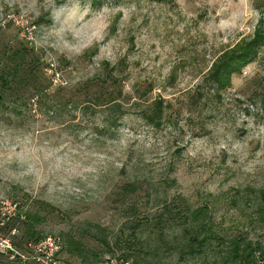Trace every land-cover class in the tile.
<instances>
[{"label": "rangeland", "instance_id": "obj_1", "mask_svg": "<svg viewBox=\"0 0 264 264\" xmlns=\"http://www.w3.org/2000/svg\"><path fill=\"white\" fill-rule=\"evenodd\" d=\"M259 27L264 0H0V66L19 48L47 77L2 90L0 264H33L21 253L46 236L60 264H225L226 244L192 250L165 204L207 206L224 240L264 246V44L209 80ZM97 95L123 103L115 125Z\"/></svg>", "mask_w": 264, "mask_h": 264}, {"label": "trees", "instance_id": "obj_2", "mask_svg": "<svg viewBox=\"0 0 264 264\" xmlns=\"http://www.w3.org/2000/svg\"><path fill=\"white\" fill-rule=\"evenodd\" d=\"M263 44L264 28H255V33L252 38L239 42L229 51L224 52L216 58L209 72V80L217 89L223 88L228 81L229 75L234 71L240 70L245 63L251 61L257 55L259 48ZM8 55L12 63L8 65L2 64L0 66V103H3V88H12V85H26L29 84V81H32L29 84L31 90L37 93L42 92L44 88L43 84L47 77L43 71L41 62L36 58L28 60L24 51L19 48L13 49ZM2 57L4 59V54H2ZM99 99L100 95H97L93 98V102L95 105H104V109L107 112L103 121L104 126L115 125L117 119L123 113V103L117 98H109L105 102L103 99V103H99ZM155 104H157V107L155 105L154 108H157V111L160 112L163 103L157 101ZM135 188L136 186L133 184H126L124 186L126 192L134 191ZM162 211L167 213L170 218L178 219L184 225L190 223L189 226H191L192 224V232L189 234L187 241L188 246L192 250H201L209 239H217L226 244L227 255L224 257L225 264H234L236 261L238 264H255L257 258H264V246L259 242L246 240L243 237L224 240V237L213 228L214 225L209 217L207 206L192 207L189 203L165 204ZM262 217L264 218V216ZM24 218L22 222H28L29 226L33 227V221H30V219L35 218L38 220L39 217L38 214L31 215L26 213ZM19 221L20 213L9 216L7 221L2 224V229H6L8 226L11 227ZM161 221V218L157 219L158 223H161ZM31 234L33 237L36 232L34 231ZM201 235L202 237L200 238ZM78 245L77 242L71 241L67 251L72 253V250H80ZM256 253L258 254L256 255Z\"/></svg>", "mask_w": 264, "mask_h": 264}, {"label": "built area", "instance_id": "obj_3", "mask_svg": "<svg viewBox=\"0 0 264 264\" xmlns=\"http://www.w3.org/2000/svg\"><path fill=\"white\" fill-rule=\"evenodd\" d=\"M2 245L11 248L9 241L2 239ZM28 252L21 253L24 260H28L33 264H60L58 254L60 245L56 238L46 236L34 243H28ZM12 249V248H11ZM108 263L101 264H119L116 258L108 259Z\"/></svg>", "mask_w": 264, "mask_h": 264}]
</instances>
